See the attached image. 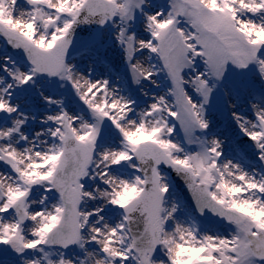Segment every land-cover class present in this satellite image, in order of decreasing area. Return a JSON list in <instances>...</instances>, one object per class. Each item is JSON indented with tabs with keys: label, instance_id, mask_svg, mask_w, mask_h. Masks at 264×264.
Segmentation results:
<instances>
[{
	"label": "snow or ice",
	"instance_id": "1",
	"mask_svg": "<svg viewBox=\"0 0 264 264\" xmlns=\"http://www.w3.org/2000/svg\"><path fill=\"white\" fill-rule=\"evenodd\" d=\"M145 4L0 0V37L26 64L5 57L0 65V246L8 264H264V215H254L264 214V171L246 170L224 156L222 139L204 135L210 81L250 65L264 80V0H167L154 12ZM138 14L146 37L133 29ZM80 25L111 26L133 84L157 85L163 74L167 89L137 110L108 78L77 69L69 50ZM40 77L70 86L83 110L41 92L48 111L30 136L24 129L37 116L13 96ZM249 103L251 116L231 118L264 163V106ZM105 126L115 140L103 138ZM162 166L185 181L201 216L225 226L170 223L177 207H166ZM129 190L136 195L125 202Z\"/></svg>",
	"mask_w": 264,
	"mask_h": 264
},
{
	"label": "rangeland",
	"instance_id": "2",
	"mask_svg": "<svg viewBox=\"0 0 264 264\" xmlns=\"http://www.w3.org/2000/svg\"><path fill=\"white\" fill-rule=\"evenodd\" d=\"M166 4L167 0H146L145 10L148 12L158 11L164 8ZM133 29L137 31L138 36H147V33L143 30V19L140 14L137 15L133 23ZM3 46L4 44L0 39V65H3L5 63V57H8L15 61L18 66L22 68L26 67L23 61L17 60L8 55V53L3 52ZM69 60L76 65L77 69L85 74H87L91 68L93 78H108L112 86L121 90V94L130 95L131 98L136 101L137 110L149 103L152 95H158L164 92L169 86L163 74L155 78L158 86L147 81H143L139 85L133 84L126 64L124 63L122 51L117 46L112 35L111 26L102 30L96 42L81 49V51L69 58ZM151 62H155V60H144V63ZM11 66L12 65L9 64V67ZM0 76L6 77V73L3 72L2 68H0ZM212 83H215L216 87L211 95L209 104L206 105V115L210 121V125L204 135L209 139L216 137L223 140V151L226 158L233 159L234 162L239 161L248 171H252L253 169L264 171V163H261L258 158L256 159L257 161H254L236 142V139L243 134L240 133L238 127L231 118L232 111H238L244 115L251 116L250 101L252 103L261 102L262 106H264V101L257 100V97H264V80L260 78L254 65H250L246 70H239L229 66L223 80H212L210 84ZM141 89L149 95L145 96L141 92ZM189 91H191V89ZM41 92L47 96L62 98L64 106L70 111L77 112L83 110V105L75 96L70 86L66 85L61 87V82L54 78H37L34 85H28L17 89L13 96L14 102H20L21 111L37 116V120H30L24 129L30 136L35 131L44 127L39 121L43 118L44 113L48 111V107L40 96ZM193 98L199 99V97L195 95ZM233 104L235 108L230 106ZM5 121L6 118L0 115V123ZM103 138L115 140L116 133L110 126H105L103 129ZM175 138L182 144L184 143V134L179 125H177ZM127 171L131 172V169ZM161 174L166 178L169 184L166 207L171 208L173 204L177 207V211L173 214V220L170 223L182 222L190 224L196 222L201 231H211L218 228L222 229L225 226V224L219 226L209 224L201 225L195 221V216H193L190 206L182 200L181 194L176 190L170 176L163 170ZM106 216L113 217V220L110 222H114L117 218L115 210L111 209L106 210ZM10 255L11 254L5 250L3 246H0V264H8Z\"/></svg>",
	"mask_w": 264,
	"mask_h": 264
},
{
	"label": "water",
	"instance_id": "3",
	"mask_svg": "<svg viewBox=\"0 0 264 264\" xmlns=\"http://www.w3.org/2000/svg\"><path fill=\"white\" fill-rule=\"evenodd\" d=\"M102 28H100L97 25H80L77 27L74 37H73V43L69 50V56L76 53L77 50H79L84 45H87L90 42H93L97 39L99 33L101 32ZM7 44V42H6ZM7 46L21 59H24L23 53L21 50L13 49L10 45L7 44ZM245 139V138H243ZM240 144L247 150L248 152L251 151L252 146L246 145L244 141L239 140ZM163 169H165L167 172L171 174L173 177L177 189H179L184 197V200L189 203L192 208L194 209L195 213L198 215V217L205 222L213 223V224H221L224 223V221L220 220L218 217H214L211 213H205V215L201 216L199 211L197 210L195 201L192 198L191 193L189 192L185 181L177 175L172 169L162 166Z\"/></svg>",
	"mask_w": 264,
	"mask_h": 264
},
{
	"label": "clouds",
	"instance_id": "4",
	"mask_svg": "<svg viewBox=\"0 0 264 264\" xmlns=\"http://www.w3.org/2000/svg\"><path fill=\"white\" fill-rule=\"evenodd\" d=\"M257 38L260 39V40H264V32H258L257 33ZM142 138H143L142 136L137 137V142H139V140L142 139ZM135 195H136V193H135L134 190H129V191L124 193L123 199L126 202V201L131 200L132 198H134ZM254 215L256 216L257 219H259L260 216L264 215V214H262V213H254Z\"/></svg>",
	"mask_w": 264,
	"mask_h": 264
}]
</instances>
